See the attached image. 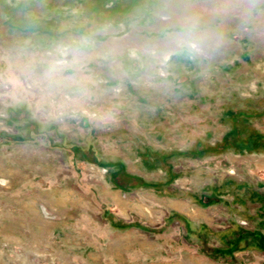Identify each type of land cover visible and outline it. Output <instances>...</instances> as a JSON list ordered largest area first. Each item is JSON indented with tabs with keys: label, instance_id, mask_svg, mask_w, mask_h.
<instances>
[{
	"label": "rangeland",
	"instance_id": "1",
	"mask_svg": "<svg viewBox=\"0 0 264 264\" xmlns=\"http://www.w3.org/2000/svg\"><path fill=\"white\" fill-rule=\"evenodd\" d=\"M0 180V264H264V0H0Z\"/></svg>",
	"mask_w": 264,
	"mask_h": 264
},
{
	"label": "built area",
	"instance_id": "2",
	"mask_svg": "<svg viewBox=\"0 0 264 264\" xmlns=\"http://www.w3.org/2000/svg\"><path fill=\"white\" fill-rule=\"evenodd\" d=\"M1 181V183L3 184H0V185H2V187L3 186H6L7 184H6V181L5 180H0ZM120 197L123 199V200H129L130 199V194H127L126 192H120ZM215 209V214L217 215V214H221L222 213V208L221 207H218V208H214ZM194 212V211H193ZM236 223H237V225L239 226V227H248V223H247V221H245V220H236Z\"/></svg>",
	"mask_w": 264,
	"mask_h": 264
},
{
	"label": "bare ground",
	"instance_id": "3",
	"mask_svg": "<svg viewBox=\"0 0 264 264\" xmlns=\"http://www.w3.org/2000/svg\"><path fill=\"white\" fill-rule=\"evenodd\" d=\"M145 211H146L148 214H150V216H152V214H151V211H150V210H147V209H145Z\"/></svg>",
	"mask_w": 264,
	"mask_h": 264
},
{
	"label": "clouds",
	"instance_id": "4",
	"mask_svg": "<svg viewBox=\"0 0 264 264\" xmlns=\"http://www.w3.org/2000/svg\"><path fill=\"white\" fill-rule=\"evenodd\" d=\"M194 46V45H193Z\"/></svg>",
	"mask_w": 264,
	"mask_h": 264
}]
</instances>
